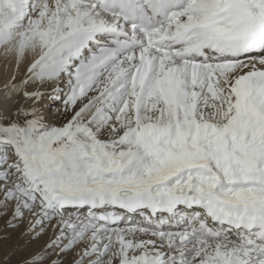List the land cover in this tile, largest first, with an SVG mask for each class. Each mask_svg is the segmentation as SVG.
Listing matches in <instances>:
<instances>
[{
    "label": "snow or ice",
    "instance_id": "6c2138e0",
    "mask_svg": "<svg viewBox=\"0 0 264 264\" xmlns=\"http://www.w3.org/2000/svg\"><path fill=\"white\" fill-rule=\"evenodd\" d=\"M0 49L71 113L0 123V217L61 226L25 264H264V0H0Z\"/></svg>",
    "mask_w": 264,
    "mask_h": 264
},
{
    "label": "bare ground",
    "instance_id": "6f19581e",
    "mask_svg": "<svg viewBox=\"0 0 264 264\" xmlns=\"http://www.w3.org/2000/svg\"><path fill=\"white\" fill-rule=\"evenodd\" d=\"M34 59V55L29 54L23 64L17 68V61L14 55H6L4 53H0V122L5 121L8 117L15 116L16 118H24L22 114L18 113V109L24 108L28 109L33 106L38 107L40 110V115L45 118L48 122L49 118L53 117V114L59 112L62 108L61 100L52 101L49 97V91L47 86L41 88L40 90L44 92L43 98L34 104L33 100L27 99L24 97L23 92L28 91L32 92L37 90L38 85L34 83H29L22 87L21 92L16 93L13 92L11 96L8 95V92L11 89V83H19L20 81L24 80L27 76V68L29 64ZM15 77V80H13ZM59 86L64 89L63 95L67 93V81L61 79L59 82ZM7 85L8 87H5ZM44 108V109H43ZM46 112V113H45ZM14 117V118H15ZM29 118V117H27ZM109 212L114 211L116 209L108 208ZM123 211V210H118ZM89 214V209L86 207L82 208H69L68 215L71 216L74 220L76 219H86ZM124 219L118 225H112V227H120L126 228L131 226H139L144 223V214L141 212L137 213H128L123 212ZM163 219V217H161ZM57 222V218H53L51 223L46 222L45 226L49 225L54 231L53 240H55L61 232V226H57L53 228L52 225H55ZM30 227V220L28 219V226ZM37 230H39V226H37ZM178 230V229H176ZM67 231V230H65ZM34 234V233H32ZM67 243V241L65 242Z\"/></svg>",
    "mask_w": 264,
    "mask_h": 264
},
{
    "label": "rangeland",
    "instance_id": "374dc122",
    "mask_svg": "<svg viewBox=\"0 0 264 264\" xmlns=\"http://www.w3.org/2000/svg\"><path fill=\"white\" fill-rule=\"evenodd\" d=\"M0 53H4L3 49H0ZM60 110H62V108ZM70 115L71 113L65 117L61 116L59 112H56L53 114L52 118L47 120H49V124L59 126L70 118ZM14 117L15 116L8 117L5 121L0 123L16 120L17 118ZM25 119H27V117L20 118L19 120L23 122ZM10 219V214L0 217V264H25L26 261L30 262L32 256L45 250L46 245L53 241L55 233L49 225L44 226L45 230L39 238H35V235L28 231V219L23 220L18 225L12 222L13 226H9L8 221ZM66 241V239L63 240L55 251L48 249L50 254L43 261V264H50L52 260H58L59 264H76L83 250L88 246V242L80 241L73 249L61 253L60 247H62L63 243ZM87 259L89 258H85V264ZM114 264H118V261L114 262Z\"/></svg>",
    "mask_w": 264,
    "mask_h": 264
}]
</instances>
